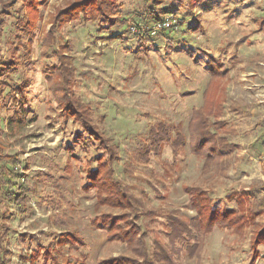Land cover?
I'll return each instance as SVG.
<instances>
[{"label":"rangeland","instance_id":"obj_1","mask_svg":"<svg viewBox=\"0 0 264 264\" xmlns=\"http://www.w3.org/2000/svg\"><path fill=\"white\" fill-rule=\"evenodd\" d=\"M101 1L0 0V264H264V0Z\"/></svg>","mask_w":264,"mask_h":264},{"label":"trees","instance_id":"obj_2","mask_svg":"<svg viewBox=\"0 0 264 264\" xmlns=\"http://www.w3.org/2000/svg\"><path fill=\"white\" fill-rule=\"evenodd\" d=\"M148 3L150 2V4H148L149 6H148V9H147V11H148V14L147 15H149L150 16V21L149 22H147V24H146V28L149 30V28H151L152 26H154V25H157V24H159V23H162V22H164L167 18H169V17H171V18H173V19H175L176 17L175 16H173V15H169L170 13H169V11L168 10H166L167 8H159L160 6H161V4L163 3L162 2V0H146ZM117 2H113V1H106V0H102L101 2H99V3H97V6H98V12H100V13H102L103 11L105 12V11H107V12H105L104 14H102V15H105V17L109 20V21H111V19L112 18H109L111 15H112V13L114 12V8L115 7H120V6H122L121 4H116ZM193 5V8L191 9V11L198 5H196L195 6V4H192ZM176 14V13H175ZM178 14V13H177ZM179 15V14H178ZM121 20H123V21H127V19H125V18H121ZM176 23H177V20H176ZM137 27V30L139 31V33H137L136 35L140 38L139 39V41H140V43H141V45L143 46V47H147L148 46V44H149V42L151 41V42H153L154 41V38H152V36L148 33V34H146L147 36H140V33H141V30H142V28L140 27V26H136ZM174 27V26H173ZM164 31H167V30H164ZM226 71V70H225ZM216 73H219V72H216ZM222 73V72H221ZM223 73H224V70H223ZM218 75H216V77H217ZM13 95H10V97H12ZM15 100V105L13 104V106H18V109H15V114H19V115H23L24 113H25V111H26V109L24 108V107H20V101L19 100H16V99H14ZM13 122H14V120H13ZM13 122H10V124H9V128H11V129H14V126H17L16 124L18 123H20V120L19 119H16L15 120V122L13 123ZM14 169H15V166H13L12 168H7V172L9 173V175H12V173L14 172ZM9 180H10V182L11 183H13V180L11 179V178H8ZM1 185V184H0ZM12 184H10V185H8V187H4L3 186V188H2V190L4 191V194H5V196H10V195H12L13 194V188H12ZM15 193V192H14ZM242 194V196H241V201H242V199L243 200H245L246 198H251V193H248V194H246L245 192H242L241 193ZM246 201V200H245ZM229 213V212H228ZM228 213H223L222 214V218H220V214H216V213H214L212 210H210V216H209V223H208V225L210 226H214V224H222V223H224V221H225V219H226V217L228 216ZM225 214H226V216H225ZM177 232H181L182 233V235L184 234H188V231H187V229L183 226V225H180L179 226V228L177 229ZM261 233H263L262 235H264V232H261ZM165 261L166 262H168L169 264L170 263H173L174 262V259H173V257H171V255H170V257L169 256H166V259H165ZM164 264H166V263H164Z\"/></svg>","mask_w":264,"mask_h":264},{"label":"built area","instance_id":"obj_3","mask_svg":"<svg viewBox=\"0 0 264 264\" xmlns=\"http://www.w3.org/2000/svg\"><path fill=\"white\" fill-rule=\"evenodd\" d=\"M173 18H167L164 22H162V23H159V24H157V25H154L152 28H150L149 30H148V33L150 34V35H153V36H155L158 32H161V31H164V30H170L171 28H173V20H172ZM134 30V32L136 31L137 33H139V31L137 30V28H133ZM142 31V33H146V34H148L145 30H141Z\"/></svg>","mask_w":264,"mask_h":264}]
</instances>
